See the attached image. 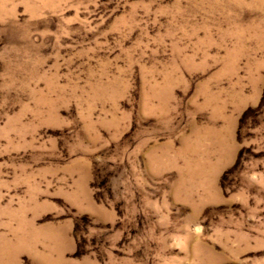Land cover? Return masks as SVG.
<instances>
[{"label":"rangeland","instance_id":"1","mask_svg":"<svg viewBox=\"0 0 264 264\" xmlns=\"http://www.w3.org/2000/svg\"><path fill=\"white\" fill-rule=\"evenodd\" d=\"M0 264H264V0H0Z\"/></svg>","mask_w":264,"mask_h":264}]
</instances>
